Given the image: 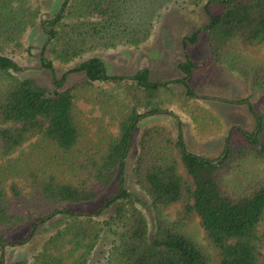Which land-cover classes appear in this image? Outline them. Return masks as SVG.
<instances>
[{"label":"trees","instance_id":"1","mask_svg":"<svg viewBox=\"0 0 264 264\" xmlns=\"http://www.w3.org/2000/svg\"><path fill=\"white\" fill-rule=\"evenodd\" d=\"M210 1L221 5L219 12L209 13L204 25L183 38V45L196 43L200 33L206 32L211 60L228 62L257 83L264 96V61L252 65L245 60L247 51L256 53L264 46V0ZM121 16L120 0H63L54 16L40 21V25L50 51L68 62L85 49L86 36L77 26L67 30V21L81 23L96 17L103 21L101 28L107 29ZM37 17L38 8L32 7L29 0H0V252L9 244V234L33 214L48 211L50 215L60 213L67 220L45 241L30 264H63L55 253L63 245H69L71 264H85L98 234L91 216L107 213L106 224L117 229L111 263L208 264L202 249L161 217L164 208L182 203V218L199 217L216 251L217 264H264V226L260 228L264 219V178L254 179L244 188H231L223 179V174L239 161L252 158L264 162V115H258L247 103L256 132L239 129L247 142L229 147L227 139L218 160L188 151L180 133L173 137L160 125L142 128L132 177L154 212L151 230L137 206L140 200L123 185L127 153L139 120L168 112L164 109L166 98L186 101L195 97L188 82L195 63L186 55L178 63L182 79L154 80L147 68L137 69L130 76L109 74L103 60L92 56L58 77L43 48L40 66L51 73L54 88L49 92L30 79L17 78L12 72L19 69L18 64L3 54L4 45L17 44ZM98 30L92 26L86 34L92 38ZM74 33L77 36L72 39ZM75 74L83 79L66 86ZM95 82L114 83L124 100H117L111 92L98 93L117 122V133L89 144L83 143L75 100ZM172 82H180L184 91H174ZM114 106L116 111L111 110ZM35 136L37 142L30 153L11 157ZM171 151L178 152L190 180L178 171L176 160L169 155ZM15 178L23 179L29 190L27 205L36 203L37 208L30 207L27 212L17 206L24 195ZM115 178L116 192L101 201L92 214L67 208L98 200ZM0 264L4 263L0 260Z\"/></svg>","mask_w":264,"mask_h":264},{"label":"rangeland","instance_id":"2","mask_svg":"<svg viewBox=\"0 0 264 264\" xmlns=\"http://www.w3.org/2000/svg\"><path fill=\"white\" fill-rule=\"evenodd\" d=\"M63 0H29L32 7L38 8V17L33 26H29L21 34L19 42L4 45L3 54L14 60L19 69L12 72L19 79H30L51 92L52 76L48 70L40 66V53L52 61L55 74L62 73L81 63L83 60L96 56L103 60L106 70L112 75L130 76L137 69L147 68L150 78L174 81L182 79L184 74L179 70L178 63L188 55L196 67L188 82L195 92V97L186 101L178 98H166L162 112L142 118L137 123L125 161L123 185L136 196L140 202L137 206L144 212L150 229L154 226V212L149 207L147 195L137 186L132 177L135 158L138 152V137L144 127L160 125L165 127L173 137L182 135L188 151L197 155L218 160L229 140V147L240 146L247 142L239 129L247 132L255 131V119L247 103L254 111L264 115V96L259 85L245 78L240 72L231 68L228 62L214 63L206 45V32L199 35L194 44L183 45V38L196 28L204 25L208 14L215 15L220 4L210 0H120L122 16L120 20L107 29L101 28L102 19L91 17L83 22L67 21L66 29L77 26L85 33V49L79 56L68 62H62L50 51L47 35L40 21L51 18L59 10ZM96 26L98 33L91 38L86 33ZM76 33L71 34L75 39ZM69 37V36H67ZM103 37L104 39H100ZM136 39H140L135 43ZM114 44H105L111 42ZM49 47V48H48ZM240 53V52H239ZM236 53V54H239ZM233 57L236 58L237 55ZM245 60L254 64L264 61V46L260 51H247ZM83 79L81 75H71L66 86ZM174 91H184L180 82H172ZM100 91L111 92L119 101L124 100L123 93L112 82H95L94 86L79 95L75 100L77 123L82 134L83 143H96L108 135H116L117 122L108 113V108L101 97ZM111 110L116 111V106ZM110 110V111H111ZM37 137L29 138L11 157L25 155L33 150ZM176 160L178 171L190 180L185 168L179 160L177 151L169 153ZM264 178V162L247 158L239 161L233 168L223 174L227 186L244 188L254 179ZM14 181L22 189L23 199L17 202L21 209L37 208L36 203L27 205L29 190L21 178ZM11 180L7 181L9 185ZM117 178L101 197L92 202L67 205V208L92 214L99 203L116 192ZM9 187H7L8 189ZM40 210H44L43 208ZM45 211V210H44ZM161 217L167 223L190 237L204 252L208 264H217L216 251L206 238L200 219L196 215L182 218V203L164 208ZM108 214L92 215L91 223L97 230L94 246L87 256L85 264H113L110 255L117 236L116 226H108ZM61 220V222H57ZM66 217L60 213L50 215L45 211L33 214L22 226L7 236L9 244L0 252V260L4 264L24 261L30 264L34 256L42 249L43 244L58 229L62 228ZM264 226V219L261 223ZM69 245L59 248L58 255L63 264H71L72 256L68 255Z\"/></svg>","mask_w":264,"mask_h":264}]
</instances>
